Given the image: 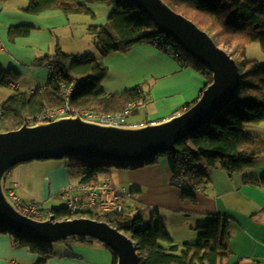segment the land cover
I'll return each instance as SVG.
<instances>
[{
    "label": "trees",
    "instance_id": "obj_1",
    "mask_svg": "<svg viewBox=\"0 0 264 264\" xmlns=\"http://www.w3.org/2000/svg\"><path fill=\"white\" fill-rule=\"evenodd\" d=\"M94 4H105L114 8L107 23L92 27L90 31L96 38L100 57L105 58L115 52H125L140 44L156 46L162 52L176 58L183 66H191L206 79L203 91L211 84L212 75L170 37L159 34L154 22L141 11L132 0H87ZM172 10L194 22L199 28L216 29L217 35L211 36L215 43L223 45L232 58L240 52L236 60L241 82L238 96L225 107L212 121L195 131L177 145L178 153L163 154L169 160L172 183L183 188L197 191L198 186L209 181L208 173L217 167L230 174L241 173L251 168L255 160L264 155V141L257 140L246 133L248 124L264 122V66L247 58V49L258 43L264 53V0H163ZM60 9L66 14H91L92 12L79 0H30L26 9L29 14L38 15L46 11ZM31 27L20 26L10 29L9 38L15 40L28 37ZM237 48V49H236ZM48 63L53 66V74L45 88L37 89L33 94L16 92L0 109V133L17 130L24 125L39 123V116L46 109H57L64 105L62 86L77 83L72 96V106L81 110L96 112H122L131 103L136 104L133 113L145 100L141 86L134 87L121 95L106 96L101 83L108 76V69L96 57L80 58L78 55H66L57 43L55 53L38 60V66ZM22 76L14 71L0 69V86L10 87L19 84ZM202 91V93H203ZM202 95V94H201ZM201 97V96H200ZM200 99V98H199ZM188 105L182 112L194 104ZM180 112V113H182ZM46 122V121H43ZM191 156L201 164V170L195 183L181 181L180 161ZM76 158V157H72ZM158 156L142 162L119 163L91 159H78L69 166L70 175L88 173L82 183L96 184L113 167L135 168L154 165ZM83 162H80V161ZM256 186H264V180H250ZM57 208V207H55ZM49 207V209H55ZM148 209L137 207L134 212H108L105 214H87L88 217L103 221L117 228L132 239L137 248L140 264H218L223 255L220 249L226 248L227 234L223 232L222 222L211 220L202 229L196 244H186L182 252L174 245L166 227L162 224L147 226L145 216ZM69 211L61 207L54 220L72 219ZM224 233V234H223ZM0 234L8 231L0 229ZM15 244L28 246L30 252L41 259L37 264H48L53 252L52 245L32 243L16 235ZM76 241H88L84 238H71ZM167 243L165 247L163 244ZM225 246V247H224ZM107 248V247H106ZM114 257V264L117 258Z\"/></svg>",
    "mask_w": 264,
    "mask_h": 264
},
{
    "label": "crops",
    "instance_id": "obj_2",
    "mask_svg": "<svg viewBox=\"0 0 264 264\" xmlns=\"http://www.w3.org/2000/svg\"><path fill=\"white\" fill-rule=\"evenodd\" d=\"M79 2L92 13L66 14L56 9L34 15L26 12L30 0H0V69L22 76L20 83L12 84L11 88L28 94L45 88L53 74V66L48 63L38 66V60L53 55L58 43L64 54L96 57L108 69V76L100 89L106 96L121 95L137 86L143 88L145 100L137 113L144 109L145 119H133L134 122L128 125L167 120L200 98L207 84L206 77L191 66H183L156 46L140 44L105 58L100 57L98 50V55L92 56L96 38L92 37L90 29L105 25L114 8L87 0ZM20 26L31 27L30 36L11 40L10 29ZM27 80L34 85L28 92L22 87ZM245 130L255 139L264 141V122L248 124ZM26 171L32 176L36 172L32 164H28L20 167L15 176L8 173L6 181L10 175L13 180V187L9 190H14L23 201L30 196L32 201L38 200L44 207L51 208L56 207V200L50 197L53 192L50 185L56 182L62 189L88 175L73 176L69 170L67 174L63 171L50 173L49 186H46L45 177L34 183L36 178L29 180ZM105 175L110 177L114 187L130 194L134 208L129 212L137 213L138 206L146 208L145 224L150 222L147 226L162 224L166 227L173 244L179 246L178 252L186 244L198 243L207 223L219 219L223 232L227 234V243L224 244L226 248L219 250L223 256L218 264H264V186L249 183L250 180H264V155L241 173L230 174L221 167L210 170L206 187L194 192L172 183L166 156L158 157L156 164L150 166L113 167ZM69 176L74 182H69ZM14 242L12 236L0 234V264H20L28 259H37L38 262L41 259L32 254L28 246ZM95 242L75 240L70 245L74 252L72 256L81 258L82 264H114V257L106 246ZM163 245L168 246L167 243ZM53 259L49 260L50 264H72Z\"/></svg>",
    "mask_w": 264,
    "mask_h": 264
},
{
    "label": "water",
    "instance_id": "obj_3",
    "mask_svg": "<svg viewBox=\"0 0 264 264\" xmlns=\"http://www.w3.org/2000/svg\"><path fill=\"white\" fill-rule=\"evenodd\" d=\"M132 1L154 22L159 34L172 38L211 73V84L188 110L157 123L116 126L76 115L0 133V229L44 245L89 239L109 248L117 264H140L132 239L106 222L88 217L37 221L22 214L6 195V176L14 167L32 161L76 157L135 163L165 153L175 155L179 143L236 100L241 82L238 64L208 32L163 0Z\"/></svg>",
    "mask_w": 264,
    "mask_h": 264
},
{
    "label": "built area",
    "instance_id": "obj_4",
    "mask_svg": "<svg viewBox=\"0 0 264 264\" xmlns=\"http://www.w3.org/2000/svg\"><path fill=\"white\" fill-rule=\"evenodd\" d=\"M76 85L77 83L75 82H71L68 85L64 84L61 93L64 105L57 109H46L39 116V121L47 122L61 117L80 115L88 121L101 124L128 125L126 124V118L132 114L136 104H129L122 112L107 113L81 110L71 104ZM180 167L181 181L192 184L195 183V179L198 176L197 173L202 168L201 164L193 156L181 160ZM206 185L207 183L203 182L198 186V190L205 188ZM6 195L22 214L37 221L54 218L56 212L61 209L59 207L55 209L46 208L42 202H25L14 190L7 189ZM58 199L64 203V208L74 217H76L75 215L105 214L108 212L124 213L129 211L130 208H134L130 194L126 190L114 187L108 175H105L96 184L82 183L81 181L70 183L59 192Z\"/></svg>",
    "mask_w": 264,
    "mask_h": 264
},
{
    "label": "rangeland",
    "instance_id": "obj_5",
    "mask_svg": "<svg viewBox=\"0 0 264 264\" xmlns=\"http://www.w3.org/2000/svg\"><path fill=\"white\" fill-rule=\"evenodd\" d=\"M207 31H209V34L211 36L217 35L216 29L207 28ZM92 37H94V36L92 35ZM93 45H94V49H93V52L91 53V55L92 56H97L98 55V48H97L95 43ZM219 46L221 48H223L222 44L219 45ZM225 50L229 51L230 48L229 49L227 48ZM239 54H240L239 51L235 52L233 59L237 60V61L240 60L241 57L239 56ZM247 58L250 61H257L260 65L264 66V53L262 52L261 47H260V45L258 43H254V44H252L251 46L248 47V49H247ZM23 83L24 84H22V87L26 88L27 92L29 91L30 88H33V86H34L33 83L30 82L29 80H27L26 82H23ZM22 87H21V90L23 89ZM16 92L17 91L15 90V88L1 87L0 86V109H1V106L7 100H9V98ZM135 112L134 113L132 112V114L126 118V124H132V122H134V120L136 118L137 119H145V110L144 109H141V110L139 109L138 113L137 112L135 113ZM141 125H145V124H141ZM163 156H164L163 154L162 155H158V157H163ZM74 161L79 162V160H77L76 158H63V159H58V160L32 161V162H29V163H26V164L18 165L16 167H14L10 172H11L12 176H15V175H17L19 173L18 171H19L20 167H26V166H28V164H32V168L35 169L36 172H35V175L32 176L29 173V171H26L29 174V180L32 179L33 177H35L36 179L34 180V183L36 181H40L41 182L42 181L41 178L45 177L46 178L45 184H46V186H49L50 177H49L48 174H50V173H52V174L58 173L59 174L60 172L61 173L64 172L65 174H67V172L69 170L68 167L71 166L73 163H75ZM80 162H83V161L81 160ZM37 165H38V167H37ZM29 167H31V166H29ZM11 175L7 178V181L5 183V191H7V189L13 187L12 186L13 180L11 179ZM69 182H74L73 177L69 176ZM50 187L53 190V192L50 194V197H51V199H55L56 200V207H59V208L64 207V203L62 201H60L58 199V197H57L59 195V192L63 188L59 189L60 188L59 184L57 185L56 182H54L52 185H50ZM28 198L29 199H24V200L26 202H32V199H31L32 197L28 196ZM34 201L35 202H40L38 200H34ZM52 204H54V203H52ZM46 208H49V207L46 206ZM127 212H129V211H127ZM75 216L76 217H74V218H80L79 216H81V215H75ZM149 224H150V222L147 221V225H149ZM8 235L12 236L13 239L17 238V236L15 234H13V233L8 232ZM88 241L95 242L93 240H88ZM74 242H75V240H73V239L71 240L70 239V240H65V241H62V242H59V243L52 244L51 252H53V253L50 256L49 260L51 258H54L53 260H55V261L56 260H58V261L62 260L64 262H71L72 264H82L81 263V261H82L81 258L73 257L74 256V252H73V250H70V245H71V243H74ZM30 244H34V243L32 242ZM96 245H98V243ZM183 248L184 247L182 246V248H180L179 252H182ZM75 256H77V255H75ZM81 257L83 258V260L86 259L84 255H82ZM49 260H48V264H50V261H52V260H50V261ZM20 262H21L20 264H37V259L36 260L28 259V260H24V261H20Z\"/></svg>",
    "mask_w": 264,
    "mask_h": 264
},
{
    "label": "clouds",
    "instance_id": "obj_6",
    "mask_svg": "<svg viewBox=\"0 0 264 264\" xmlns=\"http://www.w3.org/2000/svg\"><path fill=\"white\" fill-rule=\"evenodd\" d=\"M197 190H198V188H197ZM6 192V191H5ZM72 219H74V218H72Z\"/></svg>",
    "mask_w": 264,
    "mask_h": 264
}]
</instances>
